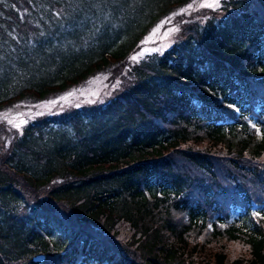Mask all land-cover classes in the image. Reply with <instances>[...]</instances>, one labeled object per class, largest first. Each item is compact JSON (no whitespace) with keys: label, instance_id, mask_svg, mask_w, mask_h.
<instances>
[{"label":"trees","instance_id":"obj_1","mask_svg":"<svg viewBox=\"0 0 264 264\" xmlns=\"http://www.w3.org/2000/svg\"><path fill=\"white\" fill-rule=\"evenodd\" d=\"M8 1L14 21L0 34L15 48L24 24L47 26L73 4ZM97 1L108 21L88 52L1 86L0 112L110 77L200 0ZM220 12L184 20L181 40L132 64L133 82L106 104L26 125L0 158V264H264V0Z\"/></svg>","mask_w":264,"mask_h":264},{"label":"rangeland","instance_id":"obj_2","mask_svg":"<svg viewBox=\"0 0 264 264\" xmlns=\"http://www.w3.org/2000/svg\"><path fill=\"white\" fill-rule=\"evenodd\" d=\"M33 1L30 0V3L36 8L37 4ZM223 1L226 0H200L193 6L191 11L186 9L177 12L167 21L166 26L164 24V27L162 25L156 27L127 61L113 69L110 77L106 75L103 78L96 77L85 86L75 87L71 91L60 94L48 101L38 103L22 102L1 111L0 158L5 159L11 153L15 139L22 136L23 129L34 119L77 107L85 106L88 108L106 104L125 85L133 82L130 75L132 64H137L147 56L160 55L181 40V25H187L184 20L203 23L211 14L223 15L220 12ZM104 3L107 4L106 1ZM105 4L94 0L88 5L83 3L82 0H73L72 8L67 12L59 11L60 19L50 21L47 26L42 23L41 28L39 26H37L38 28L34 27V25H29L31 28H28L26 23L23 27L27 35V37L25 36L27 43H18L16 48L9 39L4 40L3 35L0 34V47H2L0 48V87L6 84H21L23 80L27 82L28 78L34 80L50 78L51 73L55 71L53 69L61 64L57 61L64 60L66 62L74 56L87 53L88 51H85V49L91 38L102 34L107 24L108 16L101 11ZM73 7L89 8L77 10ZM10 8L8 0H0V25L3 27V31L5 29L6 32H8L6 28L8 26L5 20L14 21L7 13ZM13 9L17 10L18 8L14 6ZM43 12L42 9V14ZM47 12L48 10H46ZM19 14L21 19L24 14L33 16L28 10H23ZM36 17L33 16L32 20H35ZM17 31L12 34V37L19 40L20 35ZM8 34L11 36L10 33ZM1 50H7V52L2 54ZM58 108L61 110L59 111ZM47 140L53 141L52 138ZM58 141H61V139H58ZM41 145L42 143L40 148ZM39 151H42V149Z\"/></svg>","mask_w":264,"mask_h":264},{"label":"water","instance_id":"obj_3","mask_svg":"<svg viewBox=\"0 0 264 264\" xmlns=\"http://www.w3.org/2000/svg\"><path fill=\"white\" fill-rule=\"evenodd\" d=\"M42 260H44L43 256H38L37 258L34 259L35 262H39V261H42Z\"/></svg>","mask_w":264,"mask_h":264}]
</instances>
